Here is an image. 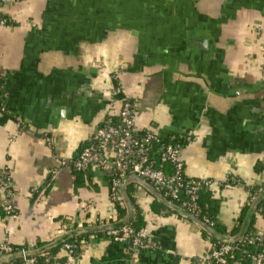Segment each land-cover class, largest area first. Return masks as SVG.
<instances>
[{
	"label": "crops",
	"instance_id": "obj_1",
	"mask_svg": "<svg viewBox=\"0 0 264 264\" xmlns=\"http://www.w3.org/2000/svg\"><path fill=\"white\" fill-rule=\"evenodd\" d=\"M1 11L0 176L9 187L0 190V243L35 251L116 226L128 201L129 221L141 219L155 247L83 233L76 256L59 249L51 264H209L200 222L135 183L119 189L120 218L111 171L90 166L77 180L73 163L117 111L105 95L117 74L135 132L151 128L163 142L189 135L175 140L184 175L212 183L200 200H217L229 236L249 192L264 186V0H18ZM103 158L112 164L113 151Z\"/></svg>",
	"mask_w": 264,
	"mask_h": 264
},
{
	"label": "built area",
	"instance_id": "obj_2",
	"mask_svg": "<svg viewBox=\"0 0 264 264\" xmlns=\"http://www.w3.org/2000/svg\"><path fill=\"white\" fill-rule=\"evenodd\" d=\"M17 2L18 0H0V7L5 4L14 5ZM7 21L1 11L0 28L5 27ZM110 79L114 84L106 90L105 95L109 100V105L116 107L117 111L108 116L118 118L119 124L116 126L108 125L104 129H98L95 134V145L87 146L81 151L77 160L74 162V168L77 170H86L90 166H95L101 170L111 171L113 178L110 182L109 192L110 200L113 204L117 202L121 204L119 189L122 180L129 176H135L149 183L157 193L158 191L163 192L170 200L180 202L181 196H185L186 200L181 202L180 208L196 217L198 214L197 200L199 192L210 188L212 183L208 180H186L184 178V166L180 157V145L176 144L175 140H177L176 138H181L188 143L190 140L189 135L172 138L171 142L162 148V152L159 155L160 165L154 167L150 156V145L152 143H160V139L151 128L144 129L141 136L134 135L132 106L127 100H114V96L118 94L124 96V91L117 74L112 75ZM107 149L113 151L114 160L112 164H108L103 158V153ZM163 163H169L171 165L173 172L170 175H166L162 170ZM8 187L9 185H5L0 176V190H5ZM254 200L255 198L251 196L249 202L253 203ZM261 211L264 212V207L256 210L254 215L258 216ZM5 212L7 216L12 214L9 206L5 207ZM206 224L209 227L212 226L210 223ZM105 236L116 243L129 242L132 247L139 250L155 247L146 229L135 231L127 223L118 229L106 230ZM261 241L262 237L258 234L248 238V244L260 243ZM13 250V246L8 241H3L0 243V258L17 254L21 257V264H35L34 259L26 255V250L20 249L16 251L17 253H12ZM62 250L68 256H74L72 246L64 244ZM239 250L238 245L232 243L221 244L218 248L212 246L210 252L201 261L203 263H209L210 261L220 262L225 256L232 259L234 253ZM44 261L40 264H51L48 260ZM253 261L255 264L264 262V252L257 255ZM232 264L239 263L234 261Z\"/></svg>",
	"mask_w": 264,
	"mask_h": 264
},
{
	"label": "trees",
	"instance_id": "obj_3",
	"mask_svg": "<svg viewBox=\"0 0 264 264\" xmlns=\"http://www.w3.org/2000/svg\"><path fill=\"white\" fill-rule=\"evenodd\" d=\"M6 19V17H4ZM9 24V21H7L6 25ZM114 100H119V101H124L127 100L125 96H123L122 94H118L116 96H114ZM128 103L130 104V101L127 100ZM107 123V124H106ZM119 124V119L116 117H111V116H107L102 123L99 126V129H104L106 126H116ZM134 135L136 136H141V133L135 132ZM179 141V140H178ZM168 143L170 142H163L160 141V143L155 144L152 143L150 145V156L152 159V163L154 167H158V165H160L159 163V155L162 152V148L165 145H168ZM95 145V142L93 143H89L87 146H92ZM86 147V146H85ZM83 145L80 147V152L85 148ZM77 160V159H76ZM75 160V161H76ZM74 161V162H75ZM74 164V163H73ZM162 170L164 171V173L166 175H170L173 170L172 167L169 163H163L162 164ZM74 175L76 177L77 180H79L80 178H84V179H88L89 174L87 173V169L86 170H74ZM110 178V182L113 178V174L111 173V175L109 176ZM184 178H186L184 176ZM188 178H186L187 180ZM189 180V179H188ZM260 190V192H259ZM205 190H202L199 192L198 195V200H197V204H198V214L196 215V220L200 223H203L204 221H207L209 223L212 224L211 227L207 226V229L204 230L205 234H207L208 236H210V240L211 243L213 245V247L218 248L221 244L225 243L227 241V238L229 239V243L238 245L239 247V251H236L233 255V258L231 259L228 256H225L224 259H222V261L220 262H216V261H210L209 264H232L234 261L238 262L239 264H253V259L259 255L260 253H262L264 251V242L263 239L260 243H254V244H248V238L256 236L257 232L255 229V223H256V217L254 214L253 215H249V212L251 210V206H246L244 208V210L242 211V214L239 218V223L238 226L230 232V235L228 236V234L226 233V231H224L223 229H221L219 227V225L216 222L215 216L218 212V207L219 204L217 202V200L214 199H209V196H206V198L204 199V203H201V195L203 194ZM158 194L160 196H162L163 198H165L166 200H168L169 202H171L173 205L180 207V204L182 201L186 200L185 196H181V201L180 202H176L173 200H170L169 197H166L165 194L163 192L158 191ZM250 197L253 196L255 198V212L256 210H260L261 208L264 207V186H261L260 189H252L250 192ZM122 202V200H121ZM206 203V204H205ZM119 202L114 203L113 206L114 208L119 212L120 214V218L124 215V209L120 208ZM261 215V217L264 218V212H260L258 214V216ZM128 225H130L135 231H138L140 229L143 228V222L141 221V219H139L138 217H136L134 220H131L127 223ZM245 232V234H244ZM242 234H244L242 236ZM97 236H104L105 233L103 231H99L98 234H96ZM241 235V236H240ZM87 235H73L72 237H68L62 244L57 245L56 247H53L51 249H49L48 251L30 257L29 255H27L30 258L34 259L35 264H40L45 262L44 260H48V262H52L51 259H53L54 253L57 252L59 249H62V246L64 244H68L70 246H72V251L74 253V255L76 256L77 254V246L80 240L87 238ZM44 244L42 243H38L35 245L34 248L36 249H43ZM14 250L12 253H17L16 251H19L20 249H24L26 251H28V248L25 247H13ZM76 252V253H75ZM244 252V253H243ZM8 264H21V257H15L14 259H12L11 261L7 262Z\"/></svg>",
	"mask_w": 264,
	"mask_h": 264
},
{
	"label": "water",
	"instance_id": "obj_4",
	"mask_svg": "<svg viewBox=\"0 0 264 264\" xmlns=\"http://www.w3.org/2000/svg\"><path fill=\"white\" fill-rule=\"evenodd\" d=\"M129 183H135L141 187H143L144 189H146L149 193H151L153 196H155L160 203H162L166 208H168L169 210H171L172 212L176 213L178 216L188 219L190 221H197L196 218L194 216H192L191 214H189L187 211L181 209L180 207H177L175 205H173L171 202L167 201L165 198H163L162 196H160L157 191H155V189L149 184L147 183L145 180L137 178L135 176H129L126 177L122 180L121 185H120V190H122L127 184ZM122 200V197H121ZM128 205V210H129V215H127V217L125 219H123L118 225L114 226V225H109V226H99L97 228H93V229H79V230H75L73 231L71 234L68 235V237H72L73 235H78V234H83V233H95V232H99V231H106L109 229H118L120 227H122L123 225H125L130 219H131V207L128 203V201L126 202ZM255 203L256 201L254 200L253 203L251 204V210L249 212V215H253L255 212ZM201 226L203 227V229H207V226L201 223ZM63 238L62 239H58L56 242L51 243L47 246H45L43 249L40 250H35V251H27L26 255H29L30 257L42 254L46 251H48L49 249L62 244ZM19 255L14 254L11 256H7V257H2L0 258V264H5L8 261H11L12 259H14L15 257H18Z\"/></svg>",
	"mask_w": 264,
	"mask_h": 264
}]
</instances>
